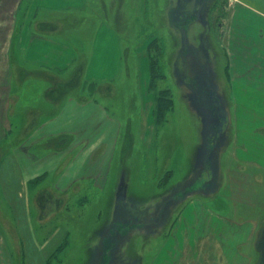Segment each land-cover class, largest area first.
I'll use <instances>...</instances> for the list:
<instances>
[{
	"label": "rangeland",
	"instance_id": "rangeland-1",
	"mask_svg": "<svg viewBox=\"0 0 264 264\" xmlns=\"http://www.w3.org/2000/svg\"><path fill=\"white\" fill-rule=\"evenodd\" d=\"M74 1L58 11L86 43L68 74L28 73L12 57L0 264H264V59L260 40L234 42L231 22L236 4L264 14V0ZM113 37L107 66L99 51ZM99 66L109 75L91 77ZM68 97L89 107V141L80 125L39 142L22 175L30 132ZM47 147L69 166L55 172Z\"/></svg>",
	"mask_w": 264,
	"mask_h": 264
},
{
	"label": "crops",
	"instance_id": "crops-1",
	"mask_svg": "<svg viewBox=\"0 0 264 264\" xmlns=\"http://www.w3.org/2000/svg\"><path fill=\"white\" fill-rule=\"evenodd\" d=\"M74 2V0H0V120L3 116L7 119L10 108H16L17 103L13 102L14 105H11V100L15 98L13 96L15 71L12 57H18V66L28 73H42L57 70L59 72L64 71V73L68 74L72 70L76 58L74 53L76 48L74 46L78 48L79 44L82 46L85 45V34L84 32H77L79 29L82 30L83 27L76 20L74 22L72 21L70 25H67V16H61L58 9H68V7L74 5ZM262 19H264L262 12L248 7L244 3H240L234 6L231 22L233 21L232 35H234L233 38L235 39L233 41L236 42L237 40L240 46H255V40L256 42L260 40L262 47V51H260L262 52L261 57L264 59V21ZM245 34L246 37L244 36V40L246 42L241 41L239 43V37H243ZM79 35L82 37H79ZM99 37L100 35L95 34L93 46L97 45L98 48L96 46V49H99L101 46ZM101 37L104 38L105 34H101ZM117 44L116 37H113L112 44L99 51L103 56L101 60L105 61L107 66V62L112 58L111 52L114 55L116 54V56L120 53L117 52V49L113 50L112 48V46L117 47ZM119 58L116 57L114 61H119ZM107 66L106 68L99 66L96 74L91 77L109 75L108 71L110 68ZM47 77L52 76L47 75ZM31 80L34 79L32 77L27 78L24 84L25 82L31 83ZM23 92L29 95L32 93L31 87L24 88L23 86ZM33 92H35V89ZM25 99L27 100L28 98ZM75 103L70 97L66 98L64 102H61V106L56 110L55 114L42 124L44 129L40 127L38 130L30 132L27 142L36 144L31 145L27 149L28 151H22L21 149L23 154L17 156L20 164L23 165L22 175H27L25 174V168L30 164L28 158L35 159L36 154H42L41 151L36 152L38 149L35 146L39 142L52 141L56 137L67 134L75 135L80 130H73V128L80 125L86 126L83 128L86 137L83 141H89L86 129L91 118L88 121V117H85L88 112L86 110H89V107L81 109ZM80 116H84L83 119ZM30 118L29 126L37 125L36 119H34L35 117L31 116ZM32 119L34 120L32 121ZM0 126H4V121H0ZM3 129H5V126ZM48 149L49 157L57 164L58 162H56L55 157L62 156V152H60L62 151L61 148L58 150H54V148ZM46 152L43 153L44 156L47 155ZM16 153H13L14 158ZM70 161L72 159L62 164V160H59L55 172H58V169L63 170L67 168ZM41 177L43 175L34 179ZM30 181L32 180L29 179ZM64 188H67V186Z\"/></svg>",
	"mask_w": 264,
	"mask_h": 264
},
{
	"label": "water",
	"instance_id": "water-1",
	"mask_svg": "<svg viewBox=\"0 0 264 264\" xmlns=\"http://www.w3.org/2000/svg\"><path fill=\"white\" fill-rule=\"evenodd\" d=\"M206 84H207V86H209L208 82ZM209 99L213 101V103H214V105L216 107H219L220 103H219V101H217V98L214 95V90L212 88L209 89ZM226 116H227V114H226L225 111H223V110L219 111L218 116H217L218 117V121H219L218 125H217V131L218 132L222 131L223 126H224V124L226 122ZM214 134H215V131L212 133V135H214Z\"/></svg>",
	"mask_w": 264,
	"mask_h": 264
},
{
	"label": "bare ground",
	"instance_id": "bare-ground-1",
	"mask_svg": "<svg viewBox=\"0 0 264 264\" xmlns=\"http://www.w3.org/2000/svg\"><path fill=\"white\" fill-rule=\"evenodd\" d=\"M263 243H264V241H259L258 242V244H262V245H263ZM231 259H232V257H231Z\"/></svg>",
	"mask_w": 264,
	"mask_h": 264
}]
</instances>
